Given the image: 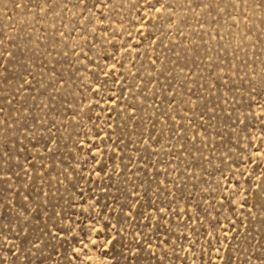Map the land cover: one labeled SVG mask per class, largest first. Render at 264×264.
<instances>
[{
	"label": "rangeland",
	"instance_id": "rangeland-1",
	"mask_svg": "<svg viewBox=\"0 0 264 264\" xmlns=\"http://www.w3.org/2000/svg\"><path fill=\"white\" fill-rule=\"evenodd\" d=\"M0 264H264V0H0Z\"/></svg>",
	"mask_w": 264,
	"mask_h": 264
}]
</instances>
